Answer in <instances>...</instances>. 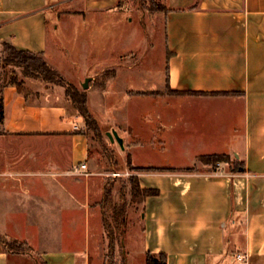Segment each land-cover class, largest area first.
Returning <instances> with one entry per match:
<instances>
[{
	"label": "crops",
	"instance_id": "0c3cea01",
	"mask_svg": "<svg viewBox=\"0 0 264 264\" xmlns=\"http://www.w3.org/2000/svg\"><path fill=\"white\" fill-rule=\"evenodd\" d=\"M115 1L0 0V47L8 43L44 57L46 15L53 18L57 8L69 5L65 12L74 18ZM163 2L166 84L178 93L175 99L199 106L201 122L192 131L187 124L182 132L192 134L179 148L195 150L188 163L138 166L131 157L135 167L175 170L137 174L141 187L158 191L143 202V252H162L167 264H264V0ZM153 97L165 109L166 99H173ZM1 99L0 237L27 243L45 264H91L89 196L103 197L105 186L65 175L87 160V139L75 132L80 118L70 112L66 120L72 127H60L68 109L60 96L37 94L30 100L7 86ZM210 104H215L211 112ZM217 113L218 122L205 120ZM163 119L169 122L166 115ZM158 127L159 133H171V123ZM207 134L213 136L210 142ZM48 139L58 145L22 148ZM160 149L169 146L163 143ZM220 154L240 162L243 171L231 173L225 165L214 171L204 165L195 169L198 157ZM95 218L98 228L100 215ZM47 225L59 232L55 241L25 236V231L46 230ZM77 230L85 232L78 243ZM237 255H244L245 262ZM12 257L17 256L0 249V264H9Z\"/></svg>",
	"mask_w": 264,
	"mask_h": 264
},
{
	"label": "rangeland",
	"instance_id": "374dc122",
	"mask_svg": "<svg viewBox=\"0 0 264 264\" xmlns=\"http://www.w3.org/2000/svg\"><path fill=\"white\" fill-rule=\"evenodd\" d=\"M69 9V5L61 6L52 13L53 18L46 15L49 39L44 59L66 82L85 93L88 110L99 129V134L94 133L79 117L80 123L75 130L87 139L85 164L91 174L89 179L92 185L97 188L104 184L106 191L103 197L94 193L89 196V238L91 251H94L91 264H123L122 258L124 264H146L142 235L145 223L141 215L147 197L132 198L133 191L128 178L137 177L140 172L137 170L139 167L133 166L131 157L138 166L188 163V155L195 150L183 146L180 151V141L192 135L184 134L183 131L188 127L192 131L194 125L201 122L197 114L199 106L195 102L175 99L178 93L171 91L166 84L167 54L163 20L167 9L163 0H116L102 10L88 9L74 18L70 17L74 15L65 12ZM8 75L22 82L30 100H35L37 94L40 97L60 96L68 108L60 127H72V121L66 118L70 119V112L76 116L77 113L64 97L62 87L23 78L19 69L0 61V97L3 80ZM86 80L84 89L82 85ZM159 95L173 96V99H166L169 101L166 109L161 99L153 97ZM214 106L210 104L209 112ZM158 115L162 116L160 121L156 119ZM165 115L169 119L168 123L163 119ZM220 117V113H217L205 120L218 122ZM163 123H171V133L157 132L158 126ZM112 131L122 139L123 149L116 142L109 141L106 133ZM205 138L210 142L213 136L207 134ZM36 141L23 144L22 148L32 146L39 149L41 146L47 148L58 145L53 139ZM163 143L169 146L167 151L160 149ZM202 166L197 160L194 167L202 170ZM33 169L36 171L34 173H40L37 168ZM125 172L129 174L128 177L111 176L112 173ZM106 193L108 199L104 197ZM77 201L80 203L82 200L80 198ZM97 214L100 215L98 228ZM84 233L75 232L76 243L84 238ZM34 235L41 242H48L55 241L59 232L54 225H47L46 230L25 231L26 237ZM4 248L0 243V249ZM31 250L22 255L14 254L17 257H12L9 264H41V257L33 248Z\"/></svg>",
	"mask_w": 264,
	"mask_h": 264
},
{
	"label": "trees",
	"instance_id": "16d2710c",
	"mask_svg": "<svg viewBox=\"0 0 264 264\" xmlns=\"http://www.w3.org/2000/svg\"><path fill=\"white\" fill-rule=\"evenodd\" d=\"M0 61L4 65H9L19 69L23 78H29L34 80H40L45 83L58 85L64 89V97L69 101L72 107L75 109L77 116L82 118L87 128L99 134V129L96 120L90 114L87 107V99L84 92L78 91L72 84L65 81L62 75L53 68L44 59L42 53H33L26 50H19L16 47L8 43H2ZM167 71V70H166ZM12 86L21 93L25 99L29 97L28 92L25 91L22 82L18 81L13 75H8L4 78L2 88ZM143 94V93H142ZM2 120V99L0 97V121ZM204 166L210 167L211 171H214L219 165H225L229 172L240 173L243 171L241 163L231 159L230 156L225 154L220 155H206L200 156L197 159ZM139 172H174L172 168H156V167H143L137 169ZM190 171V170H186ZM128 181L131 183L132 198L144 199L146 197L157 196L158 191L155 189H141L139 186L138 178L130 176ZM106 192V191H105ZM108 193L104 196L105 199ZM0 242L5 245V251L8 253L22 255L23 253L31 252V248L22 241L16 239H3L0 238ZM112 244V242H111ZM124 258L122 263L124 264ZM146 264H167L166 255L164 253L158 254H145ZM41 264H45L43 261Z\"/></svg>",
	"mask_w": 264,
	"mask_h": 264
},
{
	"label": "built area",
	"instance_id": "2783aa9c",
	"mask_svg": "<svg viewBox=\"0 0 264 264\" xmlns=\"http://www.w3.org/2000/svg\"><path fill=\"white\" fill-rule=\"evenodd\" d=\"M66 176L74 177V178H89L91 174L87 170V166L85 163H80L77 166H74L70 170H68L65 173ZM120 175H124L128 177V173L125 172L124 174H119V173H112V177H119ZM237 259L240 260L241 262H245V256L244 255H237Z\"/></svg>",
	"mask_w": 264,
	"mask_h": 264
},
{
	"label": "water",
	"instance_id": "95a60500",
	"mask_svg": "<svg viewBox=\"0 0 264 264\" xmlns=\"http://www.w3.org/2000/svg\"><path fill=\"white\" fill-rule=\"evenodd\" d=\"M86 83L87 80L85 81V84L82 85V87L85 89L86 88ZM106 136L108 137L109 141L112 142H116V144L123 149V141L122 139L117 135V133L115 131H112L111 133L107 132Z\"/></svg>",
	"mask_w": 264,
	"mask_h": 264
}]
</instances>
